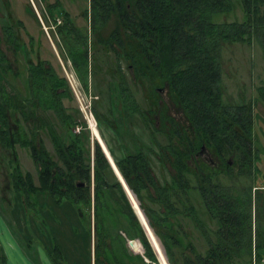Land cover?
<instances>
[{
	"label": "trees",
	"instance_id": "obj_1",
	"mask_svg": "<svg viewBox=\"0 0 264 264\" xmlns=\"http://www.w3.org/2000/svg\"><path fill=\"white\" fill-rule=\"evenodd\" d=\"M93 1L94 13L98 14V8L103 6L97 7L95 3L99 1L100 4L101 0ZM124 1L126 3H120L119 6L113 5L118 16L113 30L115 37H102L97 41L94 39L90 47L101 45L106 53L114 55L119 61L122 58L129 65L127 69L150 87L156 83L165 87L169 97L183 110L193 131L189 136L178 132L177 142L170 141L163 147L157 145L160 158L174 170L168 184H157L142 153L116 160L120 174L139 201L146 198L156 205H143L142 208L149 225L163 239L168 264H264V185H254L256 158L251 150L252 112L249 105L226 104L221 85L223 44H251L256 41L264 56V0ZM237 6L242 11L241 21L219 20L220 16L230 14ZM46 9L47 15L41 10L40 13L45 17L48 28H52L51 33L57 36L66 57L71 59L87 91V37L76 33L72 23L64 21L67 14L60 10L58 2L48 3ZM104 15L102 13V17ZM94 18L100 25L104 24L101 18L96 15ZM4 32L8 42L16 52L23 54L28 65L25 82L34 99L30 106L52 110L63 129L58 136L59 140L54 135L52 138L59 163L44 149L36 155L32 147L38 167L39 185H34L31 174H24L16 166L11 173L12 186L26 197L35 194L38 198L47 197L57 204L64 199L77 207L80 204L89 206L93 176V230L90 220L88 223L90 264H125L114 253L113 247L117 246L118 252L125 251L121 228L125 230L122 232L127 238H139L143 247V256H132L129 261L135 259L141 261V264H158L157 256L103 152L96 145L91 170L89 156L87 160L83 157L81 139L84 140L85 135L82 134L81 138L67 135V129L79 126L80 122H77L74 114L66 113L61 102L62 98L71 97L66 79L56 72L49 60L39 57L36 61L31 59L33 52L39 54L38 41L33 36L29 34L27 46L10 26L5 27ZM0 59H3L1 51ZM117 67L120 71V66ZM110 84L114 90L117 87L121 91L123 88L128 91L123 79L117 84L112 80ZM3 95L0 103V136L9 146L6 99ZM126 96L130 95L127 93ZM259 96L264 105V85L259 87ZM122 103L124 108L127 107L126 98ZM93 112L99 120L98 113L95 110ZM40 123L44 127L47 125L44 118ZM53 128L54 124L49 121V131ZM69 136L71 138L67 146L63 141ZM20 139L27 142L26 138ZM199 145L211 149L222 162L228 158L233 165L224 162L216 169L205 161L191 163L190 158ZM65 147L70 149L71 158L65 155ZM111 176L114 178L112 181ZM219 176L228 178V183H223ZM189 190L199 195L213 228L199 217L187 194ZM103 209L110 212L111 220L118 225V229L106 222L105 218L100 219ZM176 215L190 217L194 227L201 231L205 240L203 252L197 251L189 242L182 244L177 239L170 224L171 217ZM159 227L163 230L158 231ZM92 231L94 242L91 241ZM178 231L179 225L174 229L175 233ZM51 248L53 250L49 254L62 259L59 248L55 245Z\"/></svg>",
	"mask_w": 264,
	"mask_h": 264
},
{
	"label": "rangeland",
	"instance_id": "obj_2",
	"mask_svg": "<svg viewBox=\"0 0 264 264\" xmlns=\"http://www.w3.org/2000/svg\"><path fill=\"white\" fill-rule=\"evenodd\" d=\"M55 1L58 2L60 10L67 14L64 21L77 24L83 34L91 33L90 26L86 23L91 0H0V51L3 57L2 60L0 59V103L1 94H4L6 130L11 142L7 146L0 136V264H75L73 262L90 264L88 223L90 220L93 230L92 207L94 204V200H92L94 195L93 176L90 183V197L92 198L89 206L80 204L77 207L72 203L65 202L64 199L57 204L47 197L38 198L35 194L26 197L12 186L11 173L16 166L24 174H31L34 185H39L38 167L32 147H34L36 155L39 150L44 149L53 160L59 163L52 138L54 135L59 140L58 136L61 135L63 129L52 110H42L41 107L35 105L33 108L30 106L34 99L25 82L28 65L23 54L19 51L16 52L13 45L8 42L3 30L8 26L27 46L29 34L33 36L40 44L37 43L40 51L38 48L39 54L33 52L31 59L36 61L39 57L49 60L56 72L66 79L71 97L62 98L61 102L66 113L74 114L77 122H80L79 126L68 128L67 135L72 134L73 137L80 136V138L82 134L85 135V139H81L83 155L86 160L89 156L91 170L93 169L94 149L98 145L108 160L115 179L120 183L155 255L161 264H168L162 243L163 239L149 225L148 218L142 208L143 205L150 207L156 205L151 204L146 198L139 201L126 185L116 165V160L141 151L157 184L166 185L171 181L174 170L164 159L160 158V150L157 145L163 147L170 141L175 142L178 132L189 136L193 129L183 110L169 97L165 87L159 83L150 87L147 82L145 83L128 71L122 58L119 61L114 55L106 53V49L101 45H95L89 50L88 90L85 91L73 68L71 59L66 57L57 36L51 33L52 28H50L51 30L48 28L45 17L40 13L41 10L47 15L46 5ZM241 19L242 11L239 6L230 14L222 15L219 18V20L227 21H241ZM114 26H116L115 19L108 22L100 34H92L91 40L97 41L98 38L106 37L108 31ZM118 65L121 68L120 71ZM221 70L224 102L229 105L245 104L250 106L253 118L251 150L256 158L254 161V185L262 186L264 185V105L259 96V87L264 85V56L261 47L256 41L251 44L240 42L223 44ZM120 79H123L128 86L127 92L124 91V88L122 91L117 87L114 90L113 85L110 84L112 80L117 84ZM127 93L133 96V101L136 104L134 110L138 113L133 111L127 113L131 109L126 111L127 107L124 108L122 100L127 99ZM93 109L98 113L99 120L93 119ZM143 110H148V118H150V124L145 129L141 124L142 116H140ZM43 118L47 124L45 127L40 123ZM158 119L160 127H155V122ZM145 120L147 121V119ZM49 121L54 124L51 132L49 131ZM116 129H118V133H115ZM131 132H133L134 141L138 145L137 148V145H133V147L131 145ZM70 136L64 138L65 144L70 142ZM20 138H26L27 142L25 143V140ZM210 160H213L216 169L224 162L230 166L233 165L228 158L224 162L219 160L212 150L204 145H199L197 151L190 158L191 163L205 161L212 165ZM220 178L221 176H219ZM112 179L114 178L111 176L110 180L112 181ZM221 180L223 183L229 181L226 177ZM187 194L201 220L213 228L214 225L208 220L197 192L189 190ZM142 195L145 197L144 192ZM105 212L104 209L101 210L100 219L105 218L106 222L118 229V225H115L111 220L113 218L110 212ZM170 224L173 233L182 244L189 242L197 251L203 252L205 240L201 231L194 227L190 217L176 215L171 217ZM178 225L180 231L175 233L174 229ZM121 229L125 231L123 228ZM157 230L160 231L163 228L159 227ZM122 231L120 233L125 238V251L118 252L117 246L112 245L114 253L118 254L125 264H141L139 260L129 261L132 256L143 254L141 240L133 238L137 241L133 246H130L129 241L132 239L127 238ZM91 237V241L94 242L93 231ZM53 245L59 248L63 260L50 255ZM181 248L183 247L181 246ZM185 253L189 254L187 250ZM102 258L103 255H101ZM145 261L148 260L145 259Z\"/></svg>",
	"mask_w": 264,
	"mask_h": 264
},
{
	"label": "flooded vegetation",
	"instance_id": "obj_3",
	"mask_svg": "<svg viewBox=\"0 0 264 264\" xmlns=\"http://www.w3.org/2000/svg\"><path fill=\"white\" fill-rule=\"evenodd\" d=\"M98 2L99 1H96V3H95V5L97 6V7H102V8H98V9H100L98 12V14H95L94 13V9H93V6H94V1L93 0H91V4H90V12H89V15H88V17L86 18L87 19V21H86V23L90 26L89 27V31L91 32V33H88L89 35H87V34H83L81 31H80V27L77 25V24H72L73 26H74V31L76 32V33H78L79 35H81V36H86L87 37V45H88V57H90V54H89V50L90 49H92L90 46H91V35L93 34V35H98V34H100V32L102 31V29L104 28V26L108 23V22H112V20H114L115 19V21H116V24H117V18H118V16L116 15V13H115V11H116V9H115V7H113V5H117V6H119V4L120 3H126L124 0H101L100 1V4H98ZM108 7V8H107ZM102 13H105V15L102 17ZM94 15H96L98 18H101V20L102 21H104V24H102V25H100L99 23H97V21H96V19L94 18ZM116 26H114V28H115ZM114 28H112L111 30H109L108 31V34H107V36L106 37H108V38H111V37H115V34H114ZM4 30V29H3ZM89 36V37H88ZM81 39H82V37H80ZM90 39V40H89ZM91 59V58H90ZM126 67L127 66H129V65H125ZM130 69H128V71H129ZM96 99V98H95ZM120 103V102H119ZM121 104V103H120ZM126 105H127V110L128 109H131L130 111H128L127 113H129V112H131V111H133V112H135V113H138V111H136V110H134V108H135V101H133V96L132 95H130V96H128L127 97V103H126ZM140 116H142V121H141V124H142V126H143V128L145 129V128H147L148 127V125L150 124V118H148L149 117V112H148V110H146V111H142L141 113H140ZM93 119H95L96 120V118H95V116H94V114H93ZM145 119H147V121L145 120ZM97 123V122H96ZM109 124H111L112 125V123H109ZM115 125H116V128H117V122L115 121ZM160 125V120L158 119L156 122H155V127L157 126V127H160L159 126ZM127 128H129L128 126H127ZM117 131L115 132V133H118V129H116ZM159 131H160V129H159ZM130 136H131V142H132V147H133V145H137V143H135V141H134V138H133V132H131V134H130ZM79 145L80 144H78V148H79ZM67 146H68V144H67ZM138 147V145L136 146V148ZM77 148V149H78ZM135 148V147H134ZM65 149V155L67 156V157H69V158H71V153H70V149H68V147H65L64 148ZM139 153H141V151H138V152H136V154H128L127 156H130V157H133V156H135V155H137V154H139ZM94 155H95V149H94ZM94 155H93V161H94ZM142 155V154H141ZM83 157H84V155H83ZM122 158H124V157H122ZM122 158H120V159H122ZM120 159H117V160H120ZM210 162H211V164L214 166V164L215 163H213V160L211 161L210 160ZM153 175V174H152ZM134 194V193H133ZM135 195V194H134ZM136 196V195H135ZM137 197V196H136Z\"/></svg>",
	"mask_w": 264,
	"mask_h": 264
},
{
	"label": "water",
	"instance_id": "obj_4",
	"mask_svg": "<svg viewBox=\"0 0 264 264\" xmlns=\"http://www.w3.org/2000/svg\"><path fill=\"white\" fill-rule=\"evenodd\" d=\"M136 241H137V240H135V239L130 240V241H129V245H130V246H133V245L135 244Z\"/></svg>",
	"mask_w": 264,
	"mask_h": 264
},
{
	"label": "built area",
	"instance_id": "obj_5",
	"mask_svg": "<svg viewBox=\"0 0 264 264\" xmlns=\"http://www.w3.org/2000/svg\"><path fill=\"white\" fill-rule=\"evenodd\" d=\"M57 22L59 23L60 22V20H57ZM157 261H158V264H161V262H160V260H159V258L157 257ZM168 263V262H167Z\"/></svg>",
	"mask_w": 264,
	"mask_h": 264
},
{
	"label": "crops",
	"instance_id": "obj_6",
	"mask_svg": "<svg viewBox=\"0 0 264 264\" xmlns=\"http://www.w3.org/2000/svg\"><path fill=\"white\" fill-rule=\"evenodd\" d=\"M93 262V261H92ZM93 264V263H92Z\"/></svg>",
	"mask_w": 264,
	"mask_h": 264
}]
</instances>
